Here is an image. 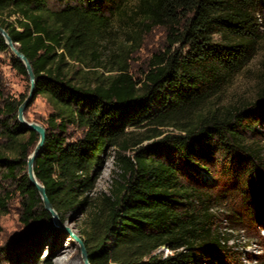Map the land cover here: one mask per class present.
<instances>
[{
  "label": "trees",
  "instance_id": "16d2710c",
  "mask_svg": "<svg viewBox=\"0 0 264 264\" xmlns=\"http://www.w3.org/2000/svg\"><path fill=\"white\" fill-rule=\"evenodd\" d=\"M156 26L165 44L136 77L130 60ZM0 27L31 65L33 98L51 108L34 174L60 221L85 213L78 234L90 264H227L217 183L203 175L218 169L253 198L264 186V56L255 95L228 92L264 51V0H0ZM23 99L0 89V181L22 197L24 222L58 238L27 178L38 134L17 120ZM110 152L119 179L93 198ZM10 199L0 193V210Z\"/></svg>",
  "mask_w": 264,
  "mask_h": 264
},
{
  "label": "rangeland",
  "instance_id": "374dc122",
  "mask_svg": "<svg viewBox=\"0 0 264 264\" xmlns=\"http://www.w3.org/2000/svg\"><path fill=\"white\" fill-rule=\"evenodd\" d=\"M165 35V28L156 26L144 36L141 47L130 60L131 72L136 77L146 70L151 55L162 49ZM263 56L262 50L236 76L228 89L229 94L245 97L255 95ZM13 58L15 55L9 48L0 52V89L8 97L25 98L29 91L28 77L18 73ZM50 110L45 98L37 95L26 108L24 116L27 120L42 124ZM256 129L260 131V141L264 146V120ZM78 135L79 130H69V139ZM213 171L204 174L203 178L208 183H217L215 195L218 206L214 210L217 227L224 237L229 238L227 251L223 253L225 261L227 264H264V186L256 188L259 196L253 198L247 193L245 184L231 182L235 180L221 174L222 171L218 169ZM119 174L120 170L113 162V154L110 152L90 195L98 198L102 194H108L113 183L118 181ZM4 191H11V199L8 200L6 209L0 210V264H31L32 261L35 264L36 256H51L55 264H82L76 244L63 228L56 225L61 230V235L55 238L43 228L41 222H24L21 218L23 199L15 191L13 183L0 181V193L3 194ZM85 217V213L76 210L69 212L64 222H61L70 225L78 233L79 224ZM37 239L39 241L36 242Z\"/></svg>",
  "mask_w": 264,
  "mask_h": 264
},
{
  "label": "water",
  "instance_id": "95a60500",
  "mask_svg": "<svg viewBox=\"0 0 264 264\" xmlns=\"http://www.w3.org/2000/svg\"><path fill=\"white\" fill-rule=\"evenodd\" d=\"M0 34H2V36L4 37L8 48L12 51V53L15 55V57L23 63L25 70H26L27 77H28V81H29L28 94L22 100V102L19 104L18 110H17V120L19 121V123L22 126L29 128L30 130L36 131L38 134V140H37L34 148L32 149V151L30 152V154L27 157V161H26L27 178H28L29 182L34 187H36V189L38 190V193H39V196L41 197L43 206L52 215V219H53L54 223H56L57 226L63 228L66 235L71 237L73 242L76 244L77 249H78L79 254H80V260H81L82 264H90V262L88 260V254H87L84 242L80 238V235L73 228H71L70 225H64L59 220L58 214L54 210V208L52 207V205H51V203H50V201L46 195V192H45L43 185L38 181V179L36 178V176L34 174V170H33L34 158L40 153L43 142H44V138H45L44 126L42 124L36 122V121L27 120L24 116V112H25L26 108L29 106V104L31 103V101L33 100V95L35 93V88H34L35 76H34V73L32 71V68H31V65H30L28 59L19 51L17 46L12 42V40L8 36L7 32L2 27H0Z\"/></svg>",
  "mask_w": 264,
  "mask_h": 264
}]
</instances>
